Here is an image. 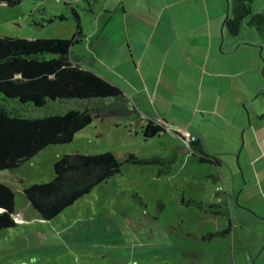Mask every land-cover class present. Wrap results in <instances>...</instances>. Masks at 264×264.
I'll return each mask as SVG.
<instances>
[{"label": "rangeland", "instance_id": "rangeland-1", "mask_svg": "<svg viewBox=\"0 0 264 264\" xmlns=\"http://www.w3.org/2000/svg\"><path fill=\"white\" fill-rule=\"evenodd\" d=\"M129 1L132 0H126L125 4ZM195 1V11L185 12L175 6L173 12L169 9L164 12L177 17L195 14L194 20L197 16L201 19L210 16L212 28L219 36L218 46L223 43L227 51L237 49L224 58L233 66L239 65L235 70H243L239 79L250 87L252 96L240 106L229 105L220 116L211 111L201 114L191 103L192 99L182 98L185 92L182 95L179 91L169 103V111L165 108L159 111L158 123L167 121L166 131L149 139L143 137L146 119L142 110L146 98L133 94L134 88H142L145 81L148 86L145 94L152 97L154 82L144 80L142 66L135 69L141 56L138 47L130 53L122 44L121 28H124L119 22L120 7L116 10L118 0L88 3L87 0H20L13 6L0 3V35L70 39L79 27L82 35L73 44V56L85 69L122 89L138 111L104 119L93 116L91 123L69 143L48 145L19 168L0 172V182L15 194L17 223L16 227L0 230V264H213L205 258L181 257L180 251L192 248L194 242L186 233L205 235L222 231L231 218V228L235 225L236 234L229 235V244L232 240L237 243L240 231L251 240L260 222L249 218L241 208L256 214L247 207L254 200L264 209L257 191L260 180L264 183V119L260 118V114L264 115V33L243 22L239 34L233 37L222 27L226 0ZM251 5L253 12L264 11V0H253ZM60 15L64 18L57 19ZM146 33L140 38L143 44L149 41ZM249 50L258 53L252 62H248ZM146 51L148 59L157 58L155 64L166 58L151 41ZM168 59H173L170 53ZM199 81H195L194 95L199 91ZM178 86L186 89L181 83ZM210 86L209 80L203 82V93L207 89L206 94H214L215 88ZM82 103L85 101H49L43 108L24 110L26 115L37 117ZM207 106H211L209 102ZM173 129L185 138L190 134L200 137L204 148L218 158L219 165L198 161L190 153L186 140L172 132ZM73 152L84 155L110 152L122 165L117 175L93 188L89 195L51 221L36 218L22 190L32 183L53 180L55 161ZM128 153L163 160L155 165H133L124 161ZM246 181L249 185L245 187ZM261 190L264 194V189ZM199 201L213 208L206 210ZM236 211L241 212L239 218ZM219 241L221 237L213 242Z\"/></svg>", "mask_w": 264, "mask_h": 264}, {"label": "trees", "instance_id": "trees-1", "mask_svg": "<svg viewBox=\"0 0 264 264\" xmlns=\"http://www.w3.org/2000/svg\"><path fill=\"white\" fill-rule=\"evenodd\" d=\"M20 0H0L13 6ZM94 0H87V3ZM253 0H226V15L222 22L233 37L239 34L243 22L249 28L264 33V11L253 12ZM77 17V16H76ZM63 19L62 15L56 17ZM78 18V17H77ZM50 21V20H49ZM82 35L69 38H20L0 35V172L12 171L37 155L48 145L69 143L73 136L84 130L92 117L137 114L135 104L116 84L101 75L85 69L73 56V44ZM85 101L77 107L54 111L42 116L26 115V107L43 108L49 101ZM108 100V101H107ZM264 119V115L260 114ZM167 121L146 120L143 137L151 138L166 131ZM172 132L179 133L176 129ZM183 140L185 137L181 134ZM190 153L198 161L219 165L218 158L204 148L200 137L188 136ZM163 158L138 157L128 153L125 162L133 165H155ZM122 163L110 152L63 154L52 166L53 180L31 184L22 190L26 203L36 218L51 221L77 200L89 195L120 171ZM14 191L0 182V230L16 227ZM189 203L193 201L189 200ZM206 210L213 208L204 205ZM200 207V206H199ZM230 227L215 233H205L204 240L224 233Z\"/></svg>", "mask_w": 264, "mask_h": 264}, {"label": "crops", "instance_id": "crops-1", "mask_svg": "<svg viewBox=\"0 0 264 264\" xmlns=\"http://www.w3.org/2000/svg\"><path fill=\"white\" fill-rule=\"evenodd\" d=\"M194 1L132 0L126 5V0H118L116 10L120 7L119 22L124 28H121L123 32L122 44L124 43V46L127 47L130 53H133L134 48L138 47L137 50L141 52V56L138 64L135 65V69L142 66L140 72L145 77L144 80L147 78L150 82L152 80L154 82L152 90L150 89L152 97L145 94L146 89H148L145 81L142 88H134V96L142 94L139 97L146 98L142 110L143 118L146 120L149 118V120L158 122V119L161 117L159 114L160 109H169V103H171L172 98H175L179 91H181L182 95L185 92L182 98H186L187 100L192 99L191 103L201 114L211 111L215 115L219 114L220 116L224 115L223 112L229 105L232 107L240 106L246 99L248 100L252 96L250 87L239 79L243 70H235L239 65L233 66L229 59L224 58L225 55L233 53L237 49L227 51L223 47V43L221 47L218 46L217 40L219 36L212 28L210 16L206 19L204 17L201 19L200 16H197L194 20L195 14L177 17L175 14L171 16L170 13L164 12L165 9L173 12L171 9L176 8L175 6L183 9L185 12L195 11ZM108 11L106 10L105 12L108 13ZM111 12L115 13L113 9ZM146 31L149 34L147 36L149 37V41L143 44L140 38L144 34H147ZM150 41L154 45V48L157 47L166 57L162 58V60L160 59L159 64H155L157 58L150 60L145 57V52L150 47ZM169 53L173 59L167 60ZM130 55L133 56L132 54ZM257 55L256 51L249 50L248 62H252L251 60L254 58L257 59ZM196 80L200 81L198 86L199 91L197 94L195 93V96L194 87L196 86ZM206 80L210 81L211 89L212 87L215 88L214 94H206L207 89H204L205 93H203L202 86ZM180 83L182 86H186V91L178 86ZM192 85H194L193 88H191ZM177 86L180 89H177ZM190 91L192 92V96H188ZM194 96L198 97V100H195ZM208 102L211 106H207ZM202 103L203 105H201ZM157 105L159 109L156 108ZM237 113H239V109ZM248 183L249 181H246L245 187L249 185ZM259 184L261 186L257 188V191L260 193L258 196L261 204L264 206V194L261 193V191L263 192L261 189H264V183L260 180ZM249 206L256 214L244 207L241 209L247 213L249 218L258 219L260 222L256 226L255 234L251 240H248L247 236H245L246 233L240 231L237 234V243L234 244L232 240L231 244H229V235L231 233L232 236L236 234L235 225L231 228V218L228 220V227L231 230L229 234L224 233L212 239L204 240V233H186L193 237L194 242L192 248L179 250L181 257L205 258V261L209 260L213 264H264V209L254 200L247 205V207ZM236 212V217L239 218L241 212ZM240 224L238 220V225ZM238 227L239 230H242V225ZM217 237H221V241L215 244L213 241Z\"/></svg>", "mask_w": 264, "mask_h": 264}, {"label": "built area", "instance_id": "built-area-1", "mask_svg": "<svg viewBox=\"0 0 264 264\" xmlns=\"http://www.w3.org/2000/svg\"><path fill=\"white\" fill-rule=\"evenodd\" d=\"M183 133H186V131H183ZM182 134V133H181ZM183 135V134H182ZM189 136V135H188ZM185 140H186V143H187V140H188V138H185Z\"/></svg>", "mask_w": 264, "mask_h": 264}]
</instances>
